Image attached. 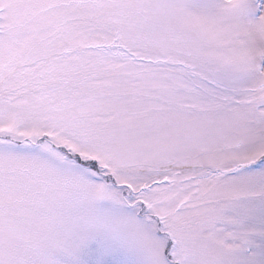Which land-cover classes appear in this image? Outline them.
Listing matches in <instances>:
<instances>
[{
  "label": "snow or ice",
  "instance_id": "obj_1",
  "mask_svg": "<svg viewBox=\"0 0 264 264\" xmlns=\"http://www.w3.org/2000/svg\"><path fill=\"white\" fill-rule=\"evenodd\" d=\"M0 264H264V0H0Z\"/></svg>",
  "mask_w": 264,
  "mask_h": 264
}]
</instances>
